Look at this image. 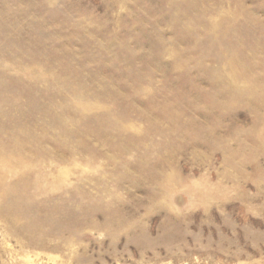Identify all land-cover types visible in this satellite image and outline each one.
I'll return each mask as SVG.
<instances>
[{
  "label": "rangeland",
  "instance_id": "1",
  "mask_svg": "<svg viewBox=\"0 0 264 264\" xmlns=\"http://www.w3.org/2000/svg\"><path fill=\"white\" fill-rule=\"evenodd\" d=\"M0 264H264V0H0Z\"/></svg>",
  "mask_w": 264,
  "mask_h": 264
}]
</instances>
